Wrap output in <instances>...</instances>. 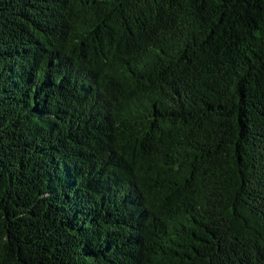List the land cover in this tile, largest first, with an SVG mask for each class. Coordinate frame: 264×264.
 Segmentation results:
<instances>
[{"label":"trees","instance_id":"16d2710c","mask_svg":"<svg viewBox=\"0 0 264 264\" xmlns=\"http://www.w3.org/2000/svg\"><path fill=\"white\" fill-rule=\"evenodd\" d=\"M0 264H264V0H0Z\"/></svg>","mask_w":264,"mask_h":264}]
</instances>
